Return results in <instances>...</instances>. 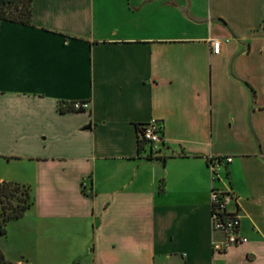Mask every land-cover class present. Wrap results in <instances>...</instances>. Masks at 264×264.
<instances>
[{
	"label": "crops",
	"instance_id": "obj_1",
	"mask_svg": "<svg viewBox=\"0 0 264 264\" xmlns=\"http://www.w3.org/2000/svg\"><path fill=\"white\" fill-rule=\"evenodd\" d=\"M212 156L232 157L213 182ZM2 180L32 198L12 262L264 264V0H32L31 24L1 20ZM211 182L248 239L225 252Z\"/></svg>",
	"mask_w": 264,
	"mask_h": 264
},
{
	"label": "built area",
	"instance_id": "obj_2",
	"mask_svg": "<svg viewBox=\"0 0 264 264\" xmlns=\"http://www.w3.org/2000/svg\"><path fill=\"white\" fill-rule=\"evenodd\" d=\"M211 51L218 53L220 41L210 40ZM83 103L74 101L72 109H81ZM139 142L149 146V153H157V146L163 142L162 122L158 118H151L138 128ZM230 156H212L208 160L211 181L220 179L223 164L230 162ZM211 182L209 191L210 225L212 232L211 247L213 252H225L232 247L247 242V237L240 231V213L238 209H230V204L236 203L237 196L231 187L214 185Z\"/></svg>",
	"mask_w": 264,
	"mask_h": 264
},
{
	"label": "trees",
	"instance_id": "obj_3",
	"mask_svg": "<svg viewBox=\"0 0 264 264\" xmlns=\"http://www.w3.org/2000/svg\"><path fill=\"white\" fill-rule=\"evenodd\" d=\"M32 0H0V21L31 24ZM30 187L17 182L0 181V234L6 233V224L20 218L31 206ZM0 264H30L7 260L0 251Z\"/></svg>",
	"mask_w": 264,
	"mask_h": 264
},
{
	"label": "rangeland",
	"instance_id": "obj_4",
	"mask_svg": "<svg viewBox=\"0 0 264 264\" xmlns=\"http://www.w3.org/2000/svg\"><path fill=\"white\" fill-rule=\"evenodd\" d=\"M1 248L5 249L9 256L15 259L19 248L25 251L27 249L24 243L20 242L18 239H15V236L10 234H0V249Z\"/></svg>",
	"mask_w": 264,
	"mask_h": 264
}]
</instances>
